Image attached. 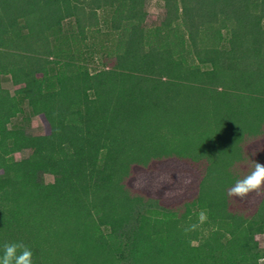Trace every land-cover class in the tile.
<instances>
[{
  "label": "trees",
  "instance_id": "16d2710c",
  "mask_svg": "<svg viewBox=\"0 0 264 264\" xmlns=\"http://www.w3.org/2000/svg\"><path fill=\"white\" fill-rule=\"evenodd\" d=\"M79 1L0 0V56L17 60L0 57V73L22 84L13 94L0 83V255L5 244L30 246L17 241L10 225L46 238L52 254L57 242L50 246L46 226L65 223L72 243L65 264H119L123 249L132 264H260L264 188L244 199L227 195L255 161L264 163V11L253 10L260 0H182L184 15L193 19L186 28L195 57L212 64L205 72L187 58V38L151 35L144 0ZM88 7L90 22L77 16ZM99 8L121 15L116 58L95 73L72 61L51 73L69 44L59 41L63 20L75 14L93 31ZM203 31L207 41L198 39ZM176 96L198 97L207 108L194 124L196 146L189 151L165 148L173 142L166 144V133ZM26 99L45 122L43 134L8 127ZM23 148L28 157L11 155ZM195 165L202 170L191 197L182 174ZM163 171L179 176L163 179ZM41 172L54 174V182H41ZM177 191L184 196L165 198ZM154 194L161 215L153 210ZM193 204L208 215L209 233L183 226ZM138 205L150 214L131 226Z\"/></svg>",
  "mask_w": 264,
  "mask_h": 264
},
{
  "label": "rangeland",
  "instance_id": "374dc122",
  "mask_svg": "<svg viewBox=\"0 0 264 264\" xmlns=\"http://www.w3.org/2000/svg\"><path fill=\"white\" fill-rule=\"evenodd\" d=\"M65 5L68 6V4L75 2H80L79 0H64ZM262 2L264 3V0H260L259 5L255 7L253 10L256 11V13L261 14L262 11H264V5H262ZM191 4H195L191 2ZM82 8L86 6L85 4L80 5ZM89 8L88 12L87 9ZM87 9H82L77 16L80 19H84L87 22H90V16L92 14L91 7H88ZM142 9L144 10V21L146 24V29L149 30V32L154 34L155 32L161 31L162 35H169V38H173V36L180 35L182 38H187L186 41V55L189 60L192 59V61H195L199 63V60L197 57H195V49H196V43H193L194 39H192L189 35L188 29L186 28V22H192V18L186 13V16L184 15L183 11V1L182 0H144V3L142 5ZM85 10V11H84ZM98 18L94 20L96 22V26L94 29L96 30H89L84 27H81L80 20L77 18V16L74 14L71 17H67L63 20L62 26H61V38L59 37V41L61 39H67L69 44L64 45L62 48V52L57 55L58 58L61 57V60L54 61L51 63V69L49 71L51 73H55L58 71L59 67L64 65L65 62L72 61L76 64V67L78 70L82 69H88L90 72L95 73L100 70H102L106 66V61L109 60L112 62L114 58H116L117 53L120 50H117V46H115V43L117 40H119L120 36L118 34L119 30L116 29L115 24L117 23L118 19H122L121 15H118V10L113 11L109 9L107 12L104 11L103 8L98 9ZM124 12V11H123ZM186 17V19H185ZM208 25H213L211 22ZM262 27L264 28V19L262 20ZM88 28V27H87ZM28 32L27 28L22 29V33L26 34ZM209 32V30H207ZM224 40L223 45L229 46L228 37L230 36L229 31H224ZM261 37V35L257 36L254 41H258L257 38ZM200 38H203L207 41L206 34L203 31L201 34V37H199V40H202ZM30 38H26V41H23L24 44H26L27 41H29ZM193 40V41H192ZM172 41V43H171ZM173 39L169 40L171 43L170 45L174 44ZM225 42V43H224ZM25 49V48H21ZM1 59H3L7 63H13L17 62V60H12L11 62H8L6 59V54L1 53ZM200 64V63H199ZM202 72H205L204 70H208L212 68V64L205 63L200 64ZM0 83L3 88L10 90L11 93L15 94L16 90L22 85L18 84L14 81L12 74L10 73H0ZM191 83V82H190ZM193 83V82H192ZM194 84V83H193ZM195 85V84H194ZM190 96L187 97H174L173 99V105L172 108L170 106V111L175 113L174 117L169 121L168 129L166 135V144L169 142V140L172 139V145H167L165 148L167 151H170L173 147L176 150H186L188 151L191 149L192 146H196L194 137H196L197 132V126L195 127L194 124L197 123V119L204 117L205 112H207V108H203V105L201 102H199L198 97H194L191 101H189ZM187 99L188 103H185V100ZM182 100V103L179 101ZM196 101V102H195ZM244 104L247 103L245 100L242 101ZM24 110L12 118V120L9 123L10 128H23L25 131L32 135H38L43 134L45 132V122L43 118H41L39 115L33 114L32 107L29 104L28 99L24 101L23 104ZM210 109V112H212V108ZM204 123V120H202ZM205 128V127H204ZM166 129V128H165ZM191 145L189 148L188 145ZM30 155V150L28 148H25L22 150V152H18L17 155H13L17 160L23 159ZM201 157V156H197ZM190 166L188 165V168ZM202 166L201 165H195L194 168L189 169L185 171L182 174V177H184V182L188 185L186 189V194L190 195L191 197L197 196L198 193V187L193 183V181L197 178H200L199 172H201ZM0 168V172H1ZM161 176L163 179L166 178H174L179 176V174L174 173H166V171H163L161 173ZM39 179L41 182H44L45 184L54 182L55 176L54 174L50 172H41L39 175ZM145 181V180H144ZM193 184V185H192ZM184 193L182 192H175L168 193L165 198H170V196H175L178 198L183 197ZM152 203L155 208L153 210L158 209L157 213H162V208L156 204L158 199V194H154L152 196ZM157 198V199H156ZM157 207V208H156ZM204 209H202L199 205L193 204L191 206V214L188 216V218L182 223L184 227L190 228V225L197 224L196 230L198 232H201L203 234L209 233L212 229V225L208 222V215L207 220L199 224L197 217L199 212ZM150 212L146 209L143 205H138L135 208V211L133 212L132 216V224L131 226L137 225L139 223V218L144 214ZM156 213V214H157ZM154 215V214H153ZM58 224H55V230L52 229V225H48L46 227L50 228V238L51 240L54 239L56 244V249H54L53 253L51 254L50 251L47 250L46 246L49 248V242L47 243L46 238L43 236H37L36 233L34 235H29L26 231L25 233L20 232L17 228L10 225L8 228L12 230V232L15 230L18 231V238L17 241L23 240L27 241L30 246L29 248L32 251V264H65L64 261H66L69 257L68 254V246L72 243L69 241V226L65 223L60 224V227L57 226ZM65 227V228H64ZM45 229L42 231L48 232L49 229ZM104 231H109V227L103 226L102 227ZM65 230V231H64ZM191 231V230H190ZM64 232V235H63ZM8 234V233H4ZM10 234H8L9 236ZM4 236V235H1ZM23 238V239H22ZM25 239V240H24ZM50 240V246H52V242ZM41 242V243H40ZM199 239L193 240V245L199 244ZM39 244V252L37 251V247L35 244ZM259 245L263 249V256L260 260V264H264V233L260 234L259 239ZM126 250H122V252L117 253L116 260L120 261L119 264H132L130 258L127 255ZM2 255V254H1ZM62 259V261L60 260ZM70 263V259H69Z\"/></svg>",
  "mask_w": 264,
  "mask_h": 264
},
{
  "label": "clouds",
  "instance_id": "9594fccd",
  "mask_svg": "<svg viewBox=\"0 0 264 264\" xmlns=\"http://www.w3.org/2000/svg\"><path fill=\"white\" fill-rule=\"evenodd\" d=\"M264 188V163L255 161L251 171L242 179H238L227 192L229 197L246 198L250 193L259 192ZM198 223L207 220V214L201 210L197 217ZM197 224L190 225L188 230H195ZM32 251L23 243H11L4 245L3 254L0 255V264H32Z\"/></svg>",
  "mask_w": 264,
  "mask_h": 264
},
{
  "label": "crops",
  "instance_id": "0c3cea01",
  "mask_svg": "<svg viewBox=\"0 0 264 264\" xmlns=\"http://www.w3.org/2000/svg\"><path fill=\"white\" fill-rule=\"evenodd\" d=\"M8 127H9V124H8ZM9 129H12V128L9 127ZM23 149H25V148H23ZM23 149H21V150H17V151H15V152L11 153V155H17L18 152H19V153L22 152ZM27 157H28V156H27ZM25 158H26V157H25Z\"/></svg>",
  "mask_w": 264,
  "mask_h": 264
}]
</instances>
